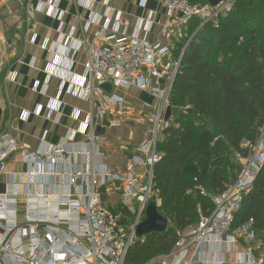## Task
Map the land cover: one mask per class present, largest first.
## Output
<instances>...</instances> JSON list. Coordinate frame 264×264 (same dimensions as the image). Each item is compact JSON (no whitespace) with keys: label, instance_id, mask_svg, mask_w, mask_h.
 I'll use <instances>...</instances> for the list:
<instances>
[{"label":"built area","instance_id":"built-area-1","mask_svg":"<svg viewBox=\"0 0 264 264\" xmlns=\"http://www.w3.org/2000/svg\"><path fill=\"white\" fill-rule=\"evenodd\" d=\"M94 1L79 0V4L88 9ZM157 1L169 16H178L184 24L200 19L202 25L215 20L226 10L228 3L212 8L210 5L192 4L189 0ZM59 6L60 1L55 0L49 5L40 3L37 10L55 18L61 27ZM105 16L101 29L94 34V38L103 44L91 47L84 39L75 46L86 50L84 76L70 81L65 69L58 72L54 67H50L48 73L51 76L55 71L54 74H59L64 83L69 80L71 83H68L67 92L96 101L100 117L106 115L104 108L107 104L113 103L119 109L127 106L124 99L107 94L104 88L107 84L113 88L135 86L149 93L158 100L150 139L135 149L134 156L122 173H110L104 168L92 170L87 165L70 173L68 191L28 195L23 200V210L16 194L0 197V264H126L130 249L139 240L137 230L146 218L147 206L159 194L154 183V168L161 158L158 144L162 132L170 127L171 121L165 120L166 111L171 107L170 94L183 53L175 59L172 46L152 44L147 40L146 35L152 26L150 17L139 21L132 34H127L125 30L121 32L116 19L112 34L108 35L111 22L107 13ZM99 22L90 18L84 31ZM70 38L65 42L66 48L73 47L69 45ZM42 48L46 50L48 45ZM14 79L15 75H12L11 80ZM46 87L36 83L33 91L46 95ZM59 108L60 101L56 100L50 107V113ZM41 112L42 107H38L33 114L39 116ZM27 116L28 113L24 115ZM73 120L77 125L71 130V135L90 133L93 143L96 138L94 114L78 124L79 113H76ZM120 126V122L114 119L111 127ZM252 150L253 154L244 163L235 183L221 194L210 197L214 206L211 213L201 215L196 225L179 233V240L169 254L144 264H225L223 254L210 259L211 246L240 241L246 245L243 264H264V250L258 253L259 248L255 246L257 234L253 221L234 226L244 197L264 164V126ZM16 153H20L26 162L47 165L51 170L66 160L68 154L62 147L33 152L28 144L19 145L9 135H1L0 173L6 171L8 158ZM81 154L90 155L87 151ZM37 173L43 175L44 172L41 169ZM104 191L120 196L118 208L106 205ZM200 191L206 195L203 189ZM156 204L159 206L160 202L157 200Z\"/></svg>","mask_w":264,"mask_h":264},{"label":"crops","instance_id":"crops-1","mask_svg":"<svg viewBox=\"0 0 264 264\" xmlns=\"http://www.w3.org/2000/svg\"><path fill=\"white\" fill-rule=\"evenodd\" d=\"M52 1L55 0H0V136L6 134L19 145L28 144L33 152L62 147L68 153L67 159L53 170L47 165L24 161L20 153L8 158L6 171L0 173V197L16 194L22 210L23 200L28 195L68 191L70 173L87 165L92 170L104 168L110 173L124 172L135 149L150 139L158 100L149 93L135 86H111L110 91L106 90L107 94L124 99L127 106L119 109L113 103L107 104L104 108L106 115L100 117L96 101L67 92L68 83L74 77L75 80L83 77L85 72L86 50L75 46L84 39L91 47L103 44L94 38V34L104 24L106 13L111 22L108 35L112 34L116 19L121 32L125 30L132 34L138 22L149 17L152 26L146 36L152 44L173 47L189 34L188 24L180 21L178 16H169L157 0H96L88 9L82 7L79 0H59L61 27L55 18L37 10L40 3L49 5ZM90 18L100 22L90 25L85 32L84 27ZM69 37V45L73 47L66 48L65 42ZM45 44L48 45L46 50L42 48ZM53 51L56 54H52ZM50 67L58 69V72L65 69L70 81L64 83L59 74H54L55 71L50 76ZM12 75H15L14 81L11 80ZM36 83L47 85L46 95L33 91ZM154 85L157 86L156 83ZM56 100L60 101V108L50 113V107ZM38 107H42L39 116L33 114ZM178 112L172 108L170 121ZM27 113L26 118L24 115ZM76 113H79L78 124L94 114L96 138L93 143L90 133L71 135V130L77 125L73 120ZM114 119L120 122L119 128L111 127ZM83 151L90 155L81 154ZM41 169L43 175L37 173ZM103 196L108 207L118 208L120 205L117 193L104 191ZM261 248L264 250V246ZM245 251L246 245L241 241L221 243L213 244L208 255L213 259L223 254L225 264H243Z\"/></svg>","mask_w":264,"mask_h":264},{"label":"trees","instance_id":"trees-1","mask_svg":"<svg viewBox=\"0 0 264 264\" xmlns=\"http://www.w3.org/2000/svg\"><path fill=\"white\" fill-rule=\"evenodd\" d=\"M210 1L189 0L206 7ZM188 33L173 46L175 59L185 49L170 94L171 108L179 112L161 134L154 168L159 194L153 202H160L158 211L169 227L139 238L126 264L169 254L179 233L210 214V197L235 183L243 168L239 158L253 154L264 126V0H228L215 20L190 21ZM250 220L262 251L264 164L234 226Z\"/></svg>","mask_w":264,"mask_h":264},{"label":"water","instance_id":"water-1","mask_svg":"<svg viewBox=\"0 0 264 264\" xmlns=\"http://www.w3.org/2000/svg\"><path fill=\"white\" fill-rule=\"evenodd\" d=\"M228 2V0H211L209 5L212 8L221 6ZM185 49L183 51V54ZM105 90L110 91L111 85L107 84L104 86ZM172 117V108L169 107L166 111V121H170ZM169 221L164 218L158 211V205L155 202H151L146 209V218L144 222L139 226L137 230L138 238H144L152 233H163L168 230Z\"/></svg>","mask_w":264,"mask_h":264},{"label":"rangeland","instance_id":"rangeland-1","mask_svg":"<svg viewBox=\"0 0 264 264\" xmlns=\"http://www.w3.org/2000/svg\"><path fill=\"white\" fill-rule=\"evenodd\" d=\"M186 39V38H185ZM247 159L239 158V162L241 167H243L244 163L246 162Z\"/></svg>","mask_w":264,"mask_h":264}]
</instances>
